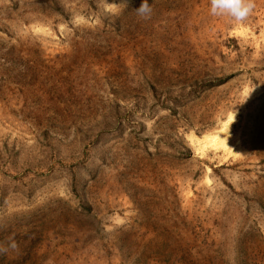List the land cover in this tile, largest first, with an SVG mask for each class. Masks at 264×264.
Here are the masks:
<instances>
[{"label":"rangeland","instance_id":"obj_1","mask_svg":"<svg viewBox=\"0 0 264 264\" xmlns=\"http://www.w3.org/2000/svg\"><path fill=\"white\" fill-rule=\"evenodd\" d=\"M0 0V264H264V0Z\"/></svg>","mask_w":264,"mask_h":264},{"label":"clouds","instance_id":"obj_2","mask_svg":"<svg viewBox=\"0 0 264 264\" xmlns=\"http://www.w3.org/2000/svg\"><path fill=\"white\" fill-rule=\"evenodd\" d=\"M121 4L127 7V0H123ZM255 8L256 0H210V15L227 17L238 24L244 23L253 14ZM135 11L142 19H148L151 16L152 8L148 4V0H143V3ZM9 247L15 249L17 245L15 242H11L8 247H0V253H6Z\"/></svg>","mask_w":264,"mask_h":264}]
</instances>
